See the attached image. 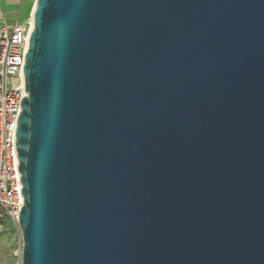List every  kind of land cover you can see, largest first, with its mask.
I'll return each mask as SVG.
<instances>
[{
  "label": "water",
  "instance_id": "water-1",
  "mask_svg": "<svg viewBox=\"0 0 264 264\" xmlns=\"http://www.w3.org/2000/svg\"><path fill=\"white\" fill-rule=\"evenodd\" d=\"M31 14L21 264H264V0Z\"/></svg>",
  "mask_w": 264,
  "mask_h": 264
},
{
  "label": "built area",
  "instance_id": "built-area-1",
  "mask_svg": "<svg viewBox=\"0 0 264 264\" xmlns=\"http://www.w3.org/2000/svg\"><path fill=\"white\" fill-rule=\"evenodd\" d=\"M31 25V11L10 23L0 6V228L5 219L17 223L22 206L14 140L20 100L27 95L21 70ZM21 250L14 252L11 264H21Z\"/></svg>",
  "mask_w": 264,
  "mask_h": 264
},
{
  "label": "rangeland",
  "instance_id": "rangeland-1",
  "mask_svg": "<svg viewBox=\"0 0 264 264\" xmlns=\"http://www.w3.org/2000/svg\"><path fill=\"white\" fill-rule=\"evenodd\" d=\"M8 18H14L12 13ZM22 247L21 231L16 222L5 219L0 228V264H11L15 261L14 252Z\"/></svg>",
  "mask_w": 264,
  "mask_h": 264
},
{
  "label": "crops",
  "instance_id": "crops-1",
  "mask_svg": "<svg viewBox=\"0 0 264 264\" xmlns=\"http://www.w3.org/2000/svg\"><path fill=\"white\" fill-rule=\"evenodd\" d=\"M34 0H0V6L8 22L22 20L32 9ZM12 13L14 18H8L7 14Z\"/></svg>",
  "mask_w": 264,
  "mask_h": 264
}]
</instances>
